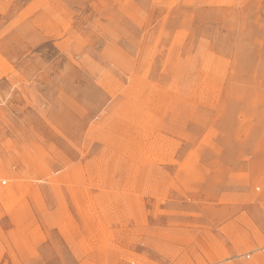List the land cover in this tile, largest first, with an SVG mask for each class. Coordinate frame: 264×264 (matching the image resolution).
Masks as SVG:
<instances>
[{
  "label": "rangeland",
  "instance_id": "1",
  "mask_svg": "<svg viewBox=\"0 0 264 264\" xmlns=\"http://www.w3.org/2000/svg\"><path fill=\"white\" fill-rule=\"evenodd\" d=\"M0 264H264V0H0Z\"/></svg>",
  "mask_w": 264,
  "mask_h": 264
},
{
  "label": "bare ground",
  "instance_id": "2",
  "mask_svg": "<svg viewBox=\"0 0 264 264\" xmlns=\"http://www.w3.org/2000/svg\"><path fill=\"white\" fill-rule=\"evenodd\" d=\"M212 1V0H211ZM207 58V57H206ZM203 59V58H202ZM210 62H211V60H210ZM217 64H219V63H217ZM191 65V64H190ZM191 67V66H190ZM196 68V67H195ZM194 69V68H193ZM220 71V70H219ZM191 72V71H190ZM217 72V71H216ZM221 72V71H220ZM216 75V74H215ZM194 76V75H193ZM192 76V77H193ZM206 88V87H205ZM145 89V88H144ZM209 90V89H208ZM182 91V90H181ZM211 92V91H210ZM178 93V92H177ZM184 96V95H183ZM201 98V97H200ZM213 99V98H212ZM205 100V99H204ZM201 103V102H200ZM209 105V104H208ZM212 108V107H211ZM200 115V114H199ZM158 153V152H157ZM164 153V152H163ZM133 154V153H132ZM159 154V153H158ZM113 165V164H112ZM92 181V180H91ZM94 182V181H93ZM87 183V182H86ZM106 185V184H105ZM102 192H103V190H102ZM111 192V191H110ZM106 193V192H105ZM78 195V194H77ZM78 197V196H77ZM96 198V197H95ZM101 202H103V200L101 201ZM111 203V202H110ZM115 203V202H114ZM139 203V202H138ZM92 204V203H91ZM85 206V205H84ZM102 208V207H101ZM92 210V209H91ZM82 211V210H81ZM84 213H85V211H84ZM102 213V212H101ZM120 216H122V215H120ZM89 218V217H88ZM91 218V217H90ZM117 218V217H116ZM86 219V218H85ZM84 219V220H85ZM95 219V218H94ZM87 222V221H86ZM90 222H92V220L90 221ZM90 222H89V224H90ZM94 228H95V226H94ZM98 229V228H97ZM98 231H99V229H98ZM92 237V236H91ZM94 237H96V236H94ZM100 237V236H99ZM94 239V238H93ZM102 241V240H101ZM96 243V242H95ZM113 245V244H112ZM94 247V246H93ZM96 247V246H95ZM114 248V247H113ZM112 250V249H111ZM104 251V250H103ZM184 252V251H183ZM186 253V252H185ZM187 255V254H186ZM188 259V258H187ZM189 261V260H188ZM261 261V260H260ZM256 263V262H255ZM261 263V262H260Z\"/></svg>",
  "mask_w": 264,
  "mask_h": 264
}]
</instances>
